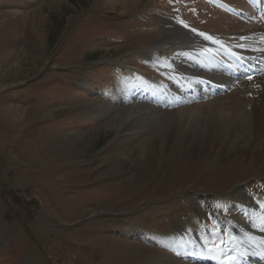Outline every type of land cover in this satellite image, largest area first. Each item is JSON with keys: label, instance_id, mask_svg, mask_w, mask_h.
<instances>
[{"label": "rangeland", "instance_id": "rangeland-1", "mask_svg": "<svg viewBox=\"0 0 264 264\" xmlns=\"http://www.w3.org/2000/svg\"><path fill=\"white\" fill-rule=\"evenodd\" d=\"M135 4L0 0V264H219L211 255L229 228L249 218L254 201L264 204L258 140L250 152L207 159L171 141L138 149L147 132L128 124L104 128L122 107L174 113L165 105L172 96L161 101L183 82L143 57L164 21L182 16L213 28L212 7L202 11L201 0ZM242 79L206 101L253 83ZM143 88L163 99L141 100ZM98 104L115 109L101 117L91 110Z\"/></svg>", "mask_w": 264, "mask_h": 264}, {"label": "bare ground", "instance_id": "bare-ground-1", "mask_svg": "<svg viewBox=\"0 0 264 264\" xmlns=\"http://www.w3.org/2000/svg\"><path fill=\"white\" fill-rule=\"evenodd\" d=\"M120 1L126 9L127 4H137L140 0ZM214 1L217 7L205 9H211V17L212 20L214 19L211 31L219 38L207 34L211 39L203 41L197 33L198 26L170 18L163 22L164 34L154 42L153 48L156 49L155 51L174 50L179 54L171 56L167 61L156 58L150 53H144V57L158 69L177 74L183 71L182 75H190L204 86L209 84L210 89L204 88L207 93L203 96L204 99L212 97L211 95L218 89H228L232 86L233 83L228 82L232 81L234 75L254 73L253 83L238 87L236 89L238 91L231 92L228 96L223 95L206 101V107H202L200 102H191L190 99L182 101L178 98L173 101L176 105L174 113L161 111L158 115V112L153 114L154 111H160L157 108L147 107L144 110L141 106L122 107L120 110H115L116 114L110 116L104 128L118 131L123 125L128 124V129L131 131L146 130L147 132L137 146L138 149L145 148L156 139L159 144L164 145L171 141L174 150L184 152L186 156L194 155L200 158L204 156L207 159L217 154H221L226 159L239 154L238 152L249 151L252 147L251 143L258 140L260 145L254 148L253 154L255 162L260 164L259 168L264 174V61L260 60L255 52L258 50L264 53V0ZM232 9L235 12L239 11L241 16H235ZM220 37L222 42L219 41ZM194 50L203 51V55L198 54L194 60L181 55L182 52L194 53ZM238 57L244 62L242 67L236 65L235 60L238 61ZM230 61H234V65ZM245 106L247 111L244 110ZM107 107L98 104L91 110L103 117L115 109L112 107L106 109ZM146 111L150 113L147 114ZM239 115L244 117L240 120ZM229 134L231 137L238 135L239 138H243L245 141L243 147L237 144L239 138L237 142L231 139L227 147L224 139L226 141ZM205 144V150L199 154L192 150ZM220 145L226 146L225 151L220 150ZM253 204L255 209L251 216L238 224L235 229L229 228L233 235L225 240V246L215 255L220 264H230V262L264 264V209L257 201ZM177 257H181L180 254ZM249 257L253 259L250 260L252 262L247 261ZM178 263L180 262L176 261V264Z\"/></svg>", "mask_w": 264, "mask_h": 264}, {"label": "snow or ice", "instance_id": "snow-or-ice-1", "mask_svg": "<svg viewBox=\"0 0 264 264\" xmlns=\"http://www.w3.org/2000/svg\"><path fill=\"white\" fill-rule=\"evenodd\" d=\"M199 35H201L202 37H204L205 39H211V37H208V36H206L204 33H200ZM215 42V41H214Z\"/></svg>", "mask_w": 264, "mask_h": 264}]
</instances>
